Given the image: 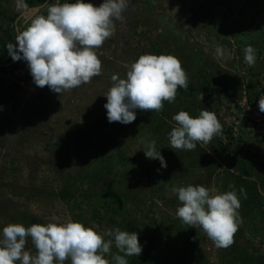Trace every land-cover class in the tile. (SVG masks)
Masks as SVG:
<instances>
[{"label":"rangeland","instance_id":"rangeland-1","mask_svg":"<svg viewBox=\"0 0 264 264\" xmlns=\"http://www.w3.org/2000/svg\"><path fill=\"white\" fill-rule=\"evenodd\" d=\"M70 1L47 0L39 12L22 18L19 29L34 15H46L51 4ZM85 2L99 6L102 0ZM25 5L32 6L26 1ZM25 8H17L16 0H0V11L5 12L0 13V35L12 26L7 14ZM158 45L159 54H173L189 64L182 66L189 80L188 91L178 89L174 102L164 101L162 111L167 120L162 124L157 116L139 109L132 123H110L104 104L111 76L124 78L142 54L159 55L152 52ZM218 45L227 50V59H216ZM247 45L256 49L252 67L244 62ZM98 55L101 74L61 94L48 86H36L23 59L13 64L12 71L0 72L5 80L0 84V127L4 129L0 133L7 131L8 137L5 145H0L4 168L0 170V201L23 202L46 224L62 222L70 217L72 208L58 206L56 210L52 206L53 212L48 213L40 199L49 188L58 191L70 183L67 190L74 192L76 203L82 205L81 214L90 224L105 231L114 228V220L122 224V230L137 232L142 252L138 256L141 261L134 264H170L172 258L180 259L178 264H232L240 250L252 253V263L247 264H264V113L258 108L259 98L264 96V0H130L123 22H115L113 35L104 41ZM10 56L5 55L6 59ZM201 109L214 112L221 123L222 133L214 138L223 152L203 171L197 170L200 157L190 160L179 149L172 155L166 153L172 149L168 139L175 123H169L172 116L184 110L195 117ZM74 133L78 140L69 143L68 159L62 147ZM86 134L96 136V141L91 142ZM152 139L168 168H161L158 159L146 158L143 142ZM180 160L182 172L177 167ZM109 163L108 178H98L96 168ZM87 169L93 176L77 178ZM220 174L225 179L224 191L210 179L216 180ZM184 176L190 180L179 184L181 179L176 177ZM126 180L130 182L125 189ZM199 181L218 192L230 190L229 185L237 190L242 223L227 248H217L202 229L184 224L176 215L179 201L170 189L200 185ZM26 185L35 192L33 196L25 193ZM106 187L111 198L103 193ZM241 187L246 195L239 193ZM122 189V199L112 196ZM101 192L105 200L100 199ZM122 202L126 209L116 211ZM162 222L187 240L174 242L173 232L164 233Z\"/></svg>","mask_w":264,"mask_h":264},{"label":"clouds","instance_id":"clouds-1","mask_svg":"<svg viewBox=\"0 0 264 264\" xmlns=\"http://www.w3.org/2000/svg\"><path fill=\"white\" fill-rule=\"evenodd\" d=\"M130 0H102L99 6L75 0V3H54L47 13L36 14L15 36V44L7 48L14 61H27L36 86H48L61 94L101 74L98 55L104 41L113 35L115 22L124 20ZM17 8H25L24 0H16ZM244 62L252 67L256 49L244 48ZM216 59H227V50L218 45ZM112 85L105 96L107 119L129 124L136 120V110L160 112L164 101H175L178 89L188 91L189 80L178 57L173 54H142L133 61L124 78L111 76ZM258 108L264 113V96ZM175 122L168 133L172 149L193 151L199 143L205 149L222 133V125L214 112L201 109L198 116L180 110L169 123ZM146 158L158 159L166 168L165 158L156 148V141L145 140ZM218 192L203 185L172 187L179 205L177 217L186 225L202 229L217 248L234 243L242 218L240 198L233 185ZM241 195L245 190L239 189ZM29 238L35 252L26 250ZM107 238V239H106ZM113 246L117 250L112 251ZM142 245L134 231L114 227L100 231L95 223L54 220L47 224L8 223L0 238V264H129L128 257L139 256ZM108 257H111L109 259Z\"/></svg>","mask_w":264,"mask_h":264},{"label":"crops","instance_id":"crops-1","mask_svg":"<svg viewBox=\"0 0 264 264\" xmlns=\"http://www.w3.org/2000/svg\"><path fill=\"white\" fill-rule=\"evenodd\" d=\"M150 47H152V46H150ZM152 52H156V53L159 54L161 52V46L158 45V50H155V51H152ZM179 60H180V58H179ZM180 61H181L183 67H188L189 66V64L184 63V61H182V60H180ZM3 82H5L4 77L2 78V74H0V84H2ZM163 115H165V113L162 110L160 112H154V111L152 112V116H157V118H159L161 120L160 124H162L163 122H165V120H167L166 117L163 116ZM167 125L168 124L163 125L162 128H165ZM0 129L2 131L4 130L1 127H0ZM71 131H70V133H71ZM6 132L7 131H4L3 133L1 132L2 136H1V140H0V145L4 146L5 143L8 141V137H6V134H5ZM90 135L86 134V138H90L91 142H95L96 141V136H93V134H90ZM77 140H78V137H77V134H75V133L72 134V136H68L67 140L65 141L64 147H62L63 148V153L67 154L69 152V147L71 145L69 143H77ZM59 145L61 146L60 143H59ZM221 147H222V145L220 144V142L217 139L213 138L211 143L208 145L207 149H205V147H202L198 143L196 149L193 150V151H185V150H180V151H181L183 156H184V154L189 156L190 160H192L193 158H196V157H200L201 160L198 161L199 164H198V169L197 170H202L203 171L206 167L210 166L211 163L214 162V160H212L213 158H215V157L219 158V157L222 156L221 154L223 152L221 150L222 149ZM198 148L202 152H204L203 155H199L198 150H197ZM173 151H174V149H171L170 151L167 150L166 153H168V155H172ZM160 153H161V151H160ZM65 156L68 157V159H70L69 158L70 157L69 153H68V156L67 155H65ZM181 160H182V157H181ZM181 160L178 161L177 167L182 172ZM1 162H2V160L0 158V163ZM152 162H154V160H152ZM206 162H208V163L206 164ZM110 163L107 164V166L105 168L101 167V166L96 168L97 171L95 172V174L96 173L98 174V178L100 176H101L102 179H107L108 178V174L106 173V171H109L108 166L110 165ZM101 165L105 166L103 163ZM168 166H170V165H168ZM1 169H4V168L0 164V170ZM90 169H91V167H90ZM210 169H213V168H210ZM93 170H95V169H93ZM183 170H187V167L185 169H183ZM10 171H12V170H10ZM87 171L90 172L91 170H89V169L85 170L84 173L82 175H80V176H77V178H80L81 180H85L88 177L93 176L92 172L89 173ZM187 173H188V171H187ZM104 174H106V175L104 176ZM219 177L220 178H217L216 180L214 179V177H210V179L213 181V184L218 185L219 188H221L224 191L225 179L223 177V174H220ZM176 178H180L181 179L179 184H185L186 181L190 180L188 177L186 178L185 176L184 177H176ZM129 182H130V180H126L123 187H125ZM68 185L70 186V183H67V184L64 183L62 185L63 189H59L58 191H54L53 189L49 188L47 190V192L43 193L44 195L40 199V202L42 203V206L47 207V208H43L42 207L43 211L45 209L48 213H51V212H53L51 210L52 206H54V208L56 210H58V206L59 207L60 206H64L66 208L70 206L72 208L71 215L67 219L71 218L72 220L82 221V222L85 223V225H90V223L87 220V218L83 217V215L81 214V212H82V210H81L82 207L81 206L82 205L80 203H76L77 198L74 195V192L67 190ZM200 185L205 186V184H203L201 182H200ZM4 187H5V192L4 193H6L7 185H4ZM126 188H127V186L125 187V189ZM24 190H25V193H27V195H29V196H33L34 193H35V192H33L31 190V187L27 186V185L25 186ZM40 190H42V189H40ZM78 190H79L78 192L82 193V191H80L81 190L80 188ZM89 190H91V192H93L92 189H89ZM103 190H104V188H103ZM124 192H125L124 189H122V190H119L117 193H113L112 196L113 197L114 196H116V197L120 196L121 199H122V197H124ZM10 193H13L12 187H10ZM103 193H105L106 196L108 195L107 197L111 198V193L109 191V187H106V191L103 192ZM101 194H102V192L100 193V195ZM105 195L102 194L101 195L102 197L100 199L105 200L104 199ZM0 200H1V198H0ZM108 200H109V198H108ZM122 205H123V202L121 203V205H119V207H115L116 211L120 210V211L123 212L126 209V207H124ZM76 206H77V208H76ZM34 209H36V208H34ZM33 211H35V210H31L29 212L28 209L23 206V202H21L19 205H17V204H10V203L6 202V200L5 201L4 200L0 201V238H2V229H3V227L6 226L8 223H22L25 227H28V226H30L33 223L46 224L45 220L40 219L39 216H37L36 214L33 213ZM67 219L62 220V222L66 221ZM161 224H163L161 227H163L164 233H166V232L169 233V230H171L170 232H173L172 234H170V236H171V239L174 242L175 241H179L180 239L181 240H187V238L182 237L183 236L182 233H181V235H179V233L175 234L173 229H172L173 228L172 225L171 226L170 225H164V222L160 223V225ZM111 225H112V227H119L122 230V224L120 222H118V221L115 222L113 220ZM28 247L31 248L30 250H32L33 253L35 252L34 245L31 243V239L30 238L28 240V243L26 244V250H28ZM112 249L115 252L117 251L114 246H113ZM251 254L252 253L247 251V250L237 251L236 252V256H235L236 257L235 262L232 263V264H247V263L251 262V259H252V255ZM128 261H129V264H134L136 262L139 263L141 260H140V258H138V256H133V257H129ZM180 261H181L180 259L175 260L174 258H172L169 261V263L170 264H178V262H180ZM65 264H70V260L69 261H65Z\"/></svg>","mask_w":264,"mask_h":264},{"label":"trees","instance_id":"trees-1","mask_svg":"<svg viewBox=\"0 0 264 264\" xmlns=\"http://www.w3.org/2000/svg\"><path fill=\"white\" fill-rule=\"evenodd\" d=\"M25 1L26 0H24V2ZM39 2H40V0H27L26 1L27 4L32 5V6L33 5H36ZM0 13L3 14V15L5 14L4 11H0ZM11 20H12V18H11ZM18 27H20V25H18ZM15 36H16V34H15V31H14V29H13L12 26L9 29L7 28V29H4L2 31V34L0 35V61H3L4 62L6 60L5 55L7 53H9V50L7 48V45L9 43H13V44L16 43L15 42ZM13 68H14V65L13 64H11L9 66H0V72H5L6 73V72H9V71H12ZM213 90H215V89H213ZM7 92L8 91H6V93ZM3 97H4V94H3ZM148 113H149V116L152 117V112L149 111Z\"/></svg>","mask_w":264,"mask_h":264},{"label":"flooded vegetation","instance_id":"flooded-vegetation-1","mask_svg":"<svg viewBox=\"0 0 264 264\" xmlns=\"http://www.w3.org/2000/svg\"><path fill=\"white\" fill-rule=\"evenodd\" d=\"M27 1V0H26ZM47 0H40V4L39 5H41V4H43V3H45ZM85 1H87V0H85ZM49 2V1H48ZM69 3H75V0H71ZM28 6V5H27ZM26 9V8H25ZM25 9H23V10H20V11H16V12H12L14 15H12V14H7V19L9 20V19H11L12 18V20H11V23H12V27H13V29H14V31H15V34H17V31H16V29H15V27H17L18 25H20L21 24V20H22V18L21 19H19L16 23H15V18L22 12V11H24ZM42 9V8H41ZM40 10H38L37 12H39ZM18 61H20V60H18ZM18 61H14L13 59H12V57L10 56L9 58H7L6 59V61L5 62H3V61H0V66H7V64L6 63H9L10 65L11 64H14V63H17Z\"/></svg>","mask_w":264,"mask_h":264},{"label":"water","instance_id":"water-1","mask_svg":"<svg viewBox=\"0 0 264 264\" xmlns=\"http://www.w3.org/2000/svg\"><path fill=\"white\" fill-rule=\"evenodd\" d=\"M44 4V3H43ZM44 5H37V6H29L27 7L24 11H22L16 18H15V23L21 19V18H26L28 16V14L32 13V12H37L38 10H40L41 8H43ZM16 31L18 32L20 29L19 27H15Z\"/></svg>","mask_w":264,"mask_h":264}]
</instances>
